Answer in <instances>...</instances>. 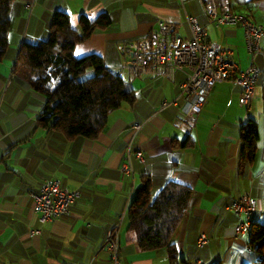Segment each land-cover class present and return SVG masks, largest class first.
I'll return each mask as SVG.
<instances>
[{
    "label": "crops",
    "instance_id": "crops-1",
    "mask_svg": "<svg viewBox=\"0 0 264 264\" xmlns=\"http://www.w3.org/2000/svg\"><path fill=\"white\" fill-rule=\"evenodd\" d=\"M228 2L232 11L264 26V0ZM57 10L68 13L75 26L80 14H108L110 25L94 30L73 51L77 57L100 55L123 78L125 58L118 44L145 38L159 21L190 39L187 17L205 27L208 40L232 50L240 69L250 61L243 28L211 24L204 0H13L9 49L0 61V264H110L105 238L118 222L121 264H169L164 249H138L127 230V208L143 177L152 181V196L167 179L193 189L189 211L172 236L186 264L255 261L248 233L234 236L245 215H236L229 205L249 191L257 206L251 223L264 221V37L263 54L256 58L255 97L249 104L239 102L241 86L223 80L210 89L195 117L181 120L178 105L159 104L178 94L184 72H176L174 80L136 77L130 81L132 85L138 79L132 85L133 104L113 110L96 139H67L36 127L45 98L23 73L13 71L21 44L45 38L46 16ZM249 118L256 121L259 138L252 163L241 170L240 131ZM135 122L139 128H133ZM126 162L130 171L121 169ZM46 177L57 178L62 187L78 188L80 196L69 214L41 222L29 194ZM32 229L39 232L30 235ZM200 233L208 238L203 245L197 242Z\"/></svg>",
    "mask_w": 264,
    "mask_h": 264
},
{
    "label": "trees",
    "instance_id": "trees-1",
    "mask_svg": "<svg viewBox=\"0 0 264 264\" xmlns=\"http://www.w3.org/2000/svg\"><path fill=\"white\" fill-rule=\"evenodd\" d=\"M12 1L0 0V61L9 49ZM46 19L47 36L36 43L23 42L13 65V71L23 73L30 87L45 98L35 125L60 132L67 139H96L105 128L108 115L123 103L132 105L135 100L130 81L119 71L106 67L100 55H74L75 44L96 29H106L110 18L106 12L93 18L80 14L75 26L68 13L57 10L48 13ZM258 138L256 121L247 119L240 131L241 170L252 163ZM152 195V181L143 177L127 208V230L132 232L138 249H164L169 264H186L179 258L172 236L189 211L193 189L167 179ZM248 243L257 258L244 264H264V221L251 223Z\"/></svg>",
    "mask_w": 264,
    "mask_h": 264
},
{
    "label": "built area",
    "instance_id": "built-area-1",
    "mask_svg": "<svg viewBox=\"0 0 264 264\" xmlns=\"http://www.w3.org/2000/svg\"><path fill=\"white\" fill-rule=\"evenodd\" d=\"M227 0H206L204 2L209 22L215 26L239 24L243 28L245 45L250 61L240 69L230 49L222 48L218 43L207 39L204 26L193 17H187L192 38L183 39L172 31V26L159 21L149 34L142 39L118 44L125 60L121 66L124 79L131 81L136 77L152 78L158 75L174 80L176 72H184L185 78L179 84L178 94L164 99L159 107L178 105L181 120L195 117L201 110L210 89L215 83L230 80L241 86L239 102L249 104L255 97V85L259 75L256 63L258 55L263 54L260 42L264 35V26L252 22L239 12L226 10ZM32 4V3H30ZM133 128H139L135 122ZM140 157L141 153L136 152ZM122 170L130 171L128 162L122 164ZM33 199V209L39 214L41 222L67 215L71 204L80 196L78 188H66L55 177L44 178L36 191L29 194ZM236 215L244 214L245 219L234 228V236L244 234L246 222L257 209L255 199L249 191L240 193L229 205ZM119 222L113 224L106 235L105 245L110 252V264H121L119 255ZM30 230V235L38 233ZM207 236L200 233L199 245L207 242Z\"/></svg>",
    "mask_w": 264,
    "mask_h": 264
},
{
    "label": "bare ground",
    "instance_id": "bare-ground-1",
    "mask_svg": "<svg viewBox=\"0 0 264 264\" xmlns=\"http://www.w3.org/2000/svg\"><path fill=\"white\" fill-rule=\"evenodd\" d=\"M226 10H231V9H230V5H229L228 0H227V2H226ZM263 37H264V35H263ZM263 37H262V38H263ZM250 226H251V219H249V220L246 222V225H245V227H244V234H247V233H248Z\"/></svg>",
    "mask_w": 264,
    "mask_h": 264
},
{
    "label": "rangeland",
    "instance_id": "rangeland-1",
    "mask_svg": "<svg viewBox=\"0 0 264 264\" xmlns=\"http://www.w3.org/2000/svg\"><path fill=\"white\" fill-rule=\"evenodd\" d=\"M249 57H250V56H249ZM137 81H138V79H136L135 82H132V85H134V86L136 87V82H137ZM122 105L125 106L126 103H123Z\"/></svg>",
    "mask_w": 264,
    "mask_h": 264
}]
</instances>
